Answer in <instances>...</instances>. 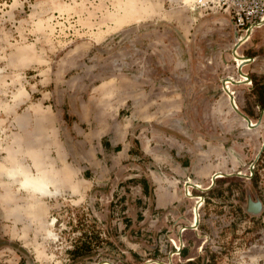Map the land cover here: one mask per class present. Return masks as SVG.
<instances>
[{
  "label": "rangeland",
  "instance_id": "rangeland-1",
  "mask_svg": "<svg viewBox=\"0 0 264 264\" xmlns=\"http://www.w3.org/2000/svg\"><path fill=\"white\" fill-rule=\"evenodd\" d=\"M191 4L0 0V264H264V24L233 84L244 32Z\"/></svg>",
  "mask_w": 264,
  "mask_h": 264
},
{
  "label": "built area",
  "instance_id": "built-area-1",
  "mask_svg": "<svg viewBox=\"0 0 264 264\" xmlns=\"http://www.w3.org/2000/svg\"><path fill=\"white\" fill-rule=\"evenodd\" d=\"M189 8L221 12L239 32H245L249 24L264 19V0H193ZM172 245L176 248L173 242Z\"/></svg>",
  "mask_w": 264,
  "mask_h": 264
},
{
  "label": "water",
  "instance_id": "water-1",
  "mask_svg": "<svg viewBox=\"0 0 264 264\" xmlns=\"http://www.w3.org/2000/svg\"><path fill=\"white\" fill-rule=\"evenodd\" d=\"M264 24V19H262V20H259V21H257V22H255V23H252V24H249L247 27H246V29H245V34H244V36L241 38V39H237L236 40V42L234 43V45H233V47H232V49H231V54L234 56V55H236L237 56V53L235 52V48L241 43V42H243V41H245L246 39H247V37L249 36V34H250V31L253 29V28H255V27H259V26H261V25H263ZM243 57V59H247L245 62H243V64H245V63H247V62H250L251 60H252V58L251 57H248V56H245V55H242ZM242 64V65H243ZM241 65V66H242ZM241 66H239V67H237V72H238V74L240 75V76H242L243 74H242V72H241V70H240V67ZM244 77H246L247 78V80H245V81H240V82H233L232 81V83L233 84H235V83H241V82H243V83H248L250 80H249V76H247L246 74H244L243 75ZM231 78H227V79H223L222 80V89L224 90V92L227 94V96H228V100H229V105H230V107L237 113V114H239L244 120H245V124H250V122H249V118L247 117V116H245L244 114H242L238 109H237V107L235 106V103H234V101H233V98H232V96H231V93L228 91V90H225L224 89V82L225 81H229ZM230 82V81H229ZM258 123V122H257ZM257 125V124H256ZM248 126V125H247ZM253 163H254V161H252L251 162V164H250V167H249V170H250V172H252V166H253ZM224 175H227V174H224V173H222V172H218V173H216V172H214L213 174H212V176H211V178H210V185L211 184H213V179L216 177V176H224ZM192 186L193 188H197V189H201V190H204V189H207L208 187H205V188H198V187H196V186H194V185H191L190 183H187V182H185L184 183V193L186 194V189H187V186ZM191 196V195H190ZM196 201L194 202V206H193V208H192V213H193V216L195 217V222H193L192 223V225L190 224V225H185L184 226V228L185 227H189V228H195L196 227V224H197V222H198V213H197V208H198V206H199V203L200 202H202V200H203V197L201 196V195H196ZM248 209L250 210V211H252V212H256L258 209H259V202H251V201H248ZM149 262H151V260H146V261H144L142 264H147V263H149ZM158 263L159 264H166L165 262H161V261H158ZM95 264H113L112 262H110V261H108V260H99V261H97Z\"/></svg>",
  "mask_w": 264,
  "mask_h": 264
},
{
  "label": "flooded vegetation",
  "instance_id": "flooded-vegetation-1",
  "mask_svg": "<svg viewBox=\"0 0 264 264\" xmlns=\"http://www.w3.org/2000/svg\"><path fill=\"white\" fill-rule=\"evenodd\" d=\"M244 34H245V32L238 39H241L244 36ZM242 57H243L242 54H239V53H237V56L236 55L233 56L234 60L236 61L237 67L241 66L243 64V62H245L247 60V59H243ZM242 74H243V72H242ZM243 75L242 76L239 75V78L237 80H239V81H245V80H247V78L244 77ZM237 80H234V81H237ZM249 122H250V125H252V126H256V124H257V122H252L250 120H249ZM192 185L200 188L199 184H196L195 183V184H192ZM186 195H188V196L191 195L188 192V190L186 191ZM259 208H260V204H259ZM195 220L196 219H194V216H193V220L192 221L195 222ZM173 242H174V245L176 246V248L173 247L169 252H167V255L165 257V263L166 264H173V259H174L176 261L175 264H191L190 261H192L193 258L192 257H186L185 256V253L184 252L186 250H185V245L183 244V242L182 241L180 243L177 242L178 243V246H177V243L175 241H173ZM147 264H149V263H147Z\"/></svg>",
  "mask_w": 264,
  "mask_h": 264
},
{
  "label": "bare ground",
  "instance_id": "bare-ground-1",
  "mask_svg": "<svg viewBox=\"0 0 264 264\" xmlns=\"http://www.w3.org/2000/svg\"><path fill=\"white\" fill-rule=\"evenodd\" d=\"M191 1L193 2V0H191ZM19 174H20V172H19ZM25 183L31 184V185L35 186L37 189L45 191L48 194H52V191H54V190L51 191L48 181L40 179V178H33V179L26 178ZM194 219H195V217H194ZM50 234H52V233H50Z\"/></svg>",
  "mask_w": 264,
  "mask_h": 264
},
{
  "label": "trees",
  "instance_id": "trees-1",
  "mask_svg": "<svg viewBox=\"0 0 264 264\" xmlns=\"http://www.w3.org/2000/svg\"><path fill=\"white\" fill-rule=\"evenodd\" d=\"M259 92V91H258ZM256 104L260 107V108H264V96H262L261 94L256 96ZM81 248H74L72 254L75 256H78L82 250L84 251L85 249H88L87 245H80Z\"/></svg>",
  "mask_w": 264,
  "mask_h": 264
},
{
  "label": "crops",
  "instance_id": "crops-1",
  "mask_svg": "<svg viewBox=\"0 0 264 264\" xmlns=\"http://www.w3.org/2000/svg\"><path fill=\"white\" fill-rule=\"evenodd\" d=\"M52 188H54V187H52ZM69 200H72V199H69ZM123 217H124V216H123ZM125 221H127V220H125ZM187 253H188V250L185 251V256L187 255ZM186 257H188V256H186Z\"/></svg>",
  "mask_w": 264,
  "mask_h": 264
}]
</instances>
